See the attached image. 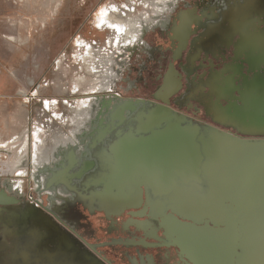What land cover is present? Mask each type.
I'll return each mask as SVG.
<instances>
[{"label": "flooded vegetation", "instance_id": "af4514ba", "mask_svg": "<svg viewBox=\"0 0 264 264\" xmlns=\"http://www.w3.org/2000/svg\"><path fill=\"white\" fill-rule=\"evenodd\" d=\"M73 1L74 14L60 23L65 33L37 36L24 58L0 72V264H170L173 247L175 264H202L192 252L193 242L183 241L174 221L212 231L208 219L216 216L219 223L222 210L204 212L201 221L180 214L173 204L153 213L149 198L171 190L172 182L143 178L136 173L140 163L127 165L137 180L120 195L136 203L113 207L117 195L112 177L115 168L122 167L117 162L119 146L112 141L114 127L128 123V118L122 115L114 126L110 112L107 123L99 118L93 127L79 131L76 143L52 149L47 146L53 141L50 132L42 134L40 145L33 144L34 104L45 97L54 101L53 107L64 104L56 90L57 74L69 61L75 82H80L79 94L90 78L95 93L107 94L120 82L134 86V74L144 88H153L159 106L174 112L173 103L193 108L199 102L213 121L230 122L258 101L247 86L242 90L233 76L223 74L232 70L251 85L243 72L242 42L263 54L264 0ZM232 47L240 62L220 71ZM256 62H251V70L257 71ZM224 87L230 89L227 95ZM98 99L96 95L93 104ZM143 100L138 98L136 105H144ZM100 103L108 108L112 100ZM177 117L182 122L176 123L187 128L203 127ZM127 137H120L116 145ZM164 166L173 170L177 165ZM185 167L195 171L197 166ZM172 170L170 177L176 176L177 182L189 181L186 174L181 177ZM160 185L163 192L157 191ZM41 194H46V201ZM221 198L225 201V194L217 195L219 202ZM243 228L239 226L241 232ZM242 246L231 245L233 264H240Z\"/></svg>", "mask_w": 264, "mask_h": 264}, {"label": "rangeland", "instance_id": "374dc122", "mask_svg": "<svg viewBox=\"0 0 264 264\" xmlns=\"http://www.w3.org/2000/svg\"><path fill=\"white\" fill-rule=\"evenodd\" d=\"M72 5H74L73 0H0V72L3 69L12 68L22 57L24 58L29 42L31 44V41L37 36L48 34V32L54 35L65 33L62 26L60 27V23L66 17L74 14L75 7ZM242 43H244L241 49L243 72L250 76L249 83L251 85L245 84L243 79H239V74L232 70H226L223 75L233 76L240 89H246L247 86L246 90L249 94L258 95L256 96L258 101L255 99L257 104L255 101V105H247L237 116L241 115L239 118H233L226 123L213 121L210 115L205 114L204 108L199 102H194L193 108L172 104V109L177 115L203 126L199 128L197 140L202 145L207 160L211 153L206 151L209 144L205 140H209L208 135L212 131L220 133L224 137H227L226 133H229L247 142L245 150L240 146L228 147V152L232 150L235 153L230 156L228 163L227 161L225 163L230 172L221 178V185L228 192L222 204L225 211L221 212V221L217 223L211 217L208 219V225L212 231L192 227L188 229L187 235L181 232L186 244L193 242L190 246L192 252L202 264H233L229 251L231 245L244 243V237L239 230L240 225L250 223L251 228L256 230L250 237L251 240L260 237V232L262 233L264 230V182H261V178H264V147L262 146L264 144V52L263 54L255 52L248 42L243 41ZM234 50V47L227 48L228 59L225 63L220 62V65L222 64L220 71L229 66L236 67L237 62H240L236 58ZM254 60H257V71L250 69L251 62ZM71 66V62H63L57 74L56 90L58 94L64 96V104L59 102L58 107H53L54 101L46 97L44 101L34 104L33 144L38 142L40 145L42 134L50 132L53 141H50L47 146L52 149L62 145L67 147L66 145L75 143L79 131H84L89 125L93 127L96 119L101 118L103 123H107L110 112H113L115 126L124 115L129 121L128 123H122V121L118 127H114L115 136L112 140L115 146H119L116 150L117 160H119L117 162H120L122 166L115 168L112 177L117 195L113 200V207L120 204L136 203L132 200L124 201L120 195L127 194V187L137 180L127 165L140 163V172L136 171V173H141L143 178L151 181L169 179L172 182L171 190L168 188L166 193L161 196H150L153 213L163 211L170 204L175 205L174 207L180 214L188 217H196L204 212H213V208L204 206L205 200L208 198L207 161L205 160V164L201 166V174L196 169L193 171L191 168L184 167L200 166L202 163L201 152L200 150L197 152L194 149L191 150L192 146L186 149L181 146L180 142L177 144L174 142L179 134L191 128L178 124L179 122L162 120L163 113L159 108L158 101L153 98V88H144L142 82L137 81V76L132 74L130 80H132L131 83H136L134 86L120 82L111 93H95L97 89L91 87L94 80L90 78L87 81L88 84H82L81 94H79L76 89L80 82H75L74 69H71ZM256 73L259 75L256 76ZM187 80L185 75V86L182 93L186 91ZM223 91L227 95L230 89L224 87ZM234 92L239 94L237 89ZM120 93L122 95L117 96ZM96 95L99 99L95 105L93 100ZM138 98L145 100L141 102L144 105H136ZM105 99L112 100V104L108 108L100 103V101L105 102ZM223 99L224 101L228 100V97L224 96ZM83 103H86L87 106L81 105ZM45 104L51 105L47 107ZM196 108L203 109V111H196ZM60 113H63L62 118L59 116ZM139 118L142 120L140 121ZM141 124L144 127H141ZM192 130L196 131L197 129ZM122 136L128 137L116 145ZM204 143H207L206 147ZM165 164L177 166H173L172 170L166 168ZM171 170L179 172L181 177L187 175L192 180L200 176L194 181L189 180L186 183H181L175 180L176 176L168 177ZM24 189V194H27L26 186ZM157 189V191L163 192L164 187L160 185ZM183 190H186V193ZM40 198L46 201V194H41ZM183 230L185 229L181 231ZM177 259V248L173 247L171 248L170 264H175Z\"/></svg>", "mask_w": 264, "mask_h": 264}, {"label": "bare ground", "instance_id": "6f19581e", "mask_svg": "<svg viewBox=\"0 0 264 264\" xmlns=\"http://www.w3.org/2000/svg\"><path fill=\"white\" fill-rule=\"evenodd\" d=\"M14 38V37H13ZM83 78V77H82ZM85 78V76H84ZM86 81V80H84ZM84 85V84H83ZM90 85V84H89ZM93 85V84H92ZM83 105V104H81ZM83 106H86L83 105ZM160 110L163 113V118L162 120L166 119L168 121H174V122H182V119L177 117L176 113H174L169 107H165V106H159ZM77 131V130H76ZM211 134L208 135L209 140H205V142H207L209 145L206 148L207 153H211V156L209 157V159L207 160L205 158L204 152L202 150V145L200 144V142L197 140V137H199V130L198 131H193L192 129H187V131L182 132V134H179L177 136V139L174 141L177 143L180 142L181 146L185 147L186 149L190 148L192 146V149H194L195 152L199 151L201 152V161L202 163L200 164V166L196 167V169L198 168L199 173L201 174L202 171V165L205 164V160L206 162V170H207V176H208V180H209V184L207 185V192H208V198L207 200H205V205L206 207H211L212 209V213L215 212H219V210H223L225 211L224 206H222V202L223 199L219 202V200L217 199V195L221 196L223 194H227L228 192L224 190V188L221 186V183L218 182V180H220L221 178H223V176H225V174L229 173L230 171L227 170L228 165L225 164L226 161L228 163V159L230 158V156L232 154H234V151H230L228 152V147H236V146H240L242 147L244 150L247 148L246 146V141H241V140H237V141H233L232 139H229L227 137H224L223 135L216 133V132H210ZM74 135V134H72ZM191 138V139H190ZM74 140V139H73ZM65 141V140H64ZM63 141V142H64ZM71 142V141H70ZM76 143V142H75ZM206 143V144H207ZM60 144V143H59ZM63 144V143H62ZM206 144L204 143V146L206 147ZM57 145V144H56ZM71 145V144H70ZM68 146V145H66ZM264 147V144L262 145ZM54 147V146H53ZM63 147V145H62ZM59 148V147H58ZM61 148V147H60ZM69 148V147H68ZM67 148V149H68ZM184 148V150H186ZM230 150V149H229ZM59 151V150H58ZM182 151V150H179ZM59 153V152H58ZM199 153V152H198ZM71 154V153H70ZM56 156V154H55ZM118 156V155H117ZM50 157V156H49ZM52 157V156H51ZM46 158V157H45ZM56 158V157H55ZM52 160V159H51ZM76 160V159H75ZM49 164V163H48ZM56 165V164H55ZM226 165V166H225ZM185 167V166H184ZM200 176V175H199ZM197 176L196 179L199 177ZM170 177V175L168 176ZM188 180V177L186 178ZM193 179V180H196ZM37 183V182H36ZM38 185V184H37ZM18 189V188H17ZM186 190H183V192H185ZM186 193V192H185ZM192 193V192H191ZM226 197V196H225ZM219 207V208H218ZM32 213V211H31ZM31 213L29 215H31ZM33 214V213H32ZM205 213H203L202 215H204ZM28 215V213H27ZM35 215V214H33ZM199 215L196 217H188L197 221H201L203 219V216ZM12 216V215H11ZM220 216V215H218ZM10 217V216H8ZM214 220H216V216L212 217ZM36 220V219H35ZM8 221V220H7ZM23 221V220H22ZM217 221V220H216ZM220 221V220H218ZM37 222V220H36ZM50 222V221H49ZM52 222V221H51ZM25 223V222H24ZM23 223V224H24ZM174 225H177L178 228L181 229H185L183 231L180 232H184L187 235V231L188 229L192 228L193 225L189 224V227L186 223L181 222L179 219L177 221H174ZM244 227V225H243ZM40 229V228H39ZM38 229V230H39ZM36 232V231H35ZM43 232V230H42ZM40 233V232H39ZM45 238V237H44ZM45 241V240H44ZM185 242V241H184ZM42 243V242H41ZM56 243V242H55ZM76 244V243H75ZM80 244V243H79ZM244 248V247H243ZM91 254V253H90ZM91 256V255H90Z\"/></svg>", "mask_w": 264, "mask_h": 264}, {"label": "water", "instance_id": "95a60500", "mask_svg": "<svg viewBox=\"0 0 264 264\" xmlns=\"http://www.w3.org/2000/svg\"><path fill=\"white\" fill-rule=\"evenodd\" d=\"M226 136L229 139L231 138L233 141H244V139L233 136L229 133H226ZM261 179V182H264V178ZM253 229L254 228H251L250 223L245 224L244 228L242 229L244 243L242 246V252L238 254V257L241 261L240 264H264V230L262 233L260 232V237H258L256 240H251L250 237L256 232V230Z\"/></svg>", "mask_w": 264, "mask_h": 264}, {"label": "crops", "instance_id": "0c3cea01", "mask_svg": "<svg viewBox=\"0 0 264 264\" xmlns=\"http://www.w3.org/2000/svg\"><path fill=\"white\" fill-rule=\"evenodd\" d=\"M83 105H85V104H83ZM87 105V104H86ZM47 106H49V105H47ZM2 133V128H1V126H0V134Z\"/></svg>", "mask_w": 264, "mask_h": 264}]
</instances>
